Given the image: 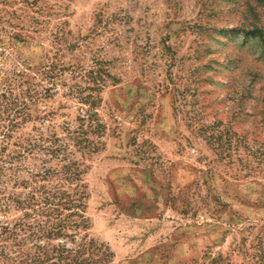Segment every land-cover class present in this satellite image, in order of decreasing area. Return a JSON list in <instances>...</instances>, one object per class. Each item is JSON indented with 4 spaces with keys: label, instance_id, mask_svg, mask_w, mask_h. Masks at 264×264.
Returning a JSON list of instances; mask_svg holds the SVG:
<instances>
[{
    "label": "rangeland",
    "instance_id": "1",
    "mask_svg": "<svg viewBox=\"0 0 264 264\" xmlns=\"http://www.w3.org/2000/svg\"><path fill=\"white\" fill-rule=\"evenodd\" d=\"M14 115L10 144L63 140L112 264H264V0H0Z\"/></svg>",
    "mask_w": 264,
    "mask_h": 264
},
{
    "label": "trees",
    "instance_id": "2",
    "mask_svg": "<svg viewBox=\"0 0 264 264\" xmlns=\"http://www.w3.org/2000/svg\"><path fill=\"white\" fill-rule=\"evenodd\" d=\"M16 116L0 131V264H112L105 244L87 235L75 240L77 229L87 228L85 195L82 186L71 187L79 172L66 163L63 140L39 132L10 144L21 125Z\"/></svg>",
    "mask_w": 264,
    "mask_h": 264
}]
</instances>
